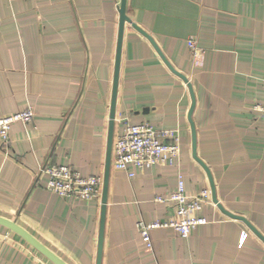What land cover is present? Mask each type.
<instances>
[{"label":"crops","instance_id":"obj_1","mask_svg":"<svg viewBox=\"0 0 264 264\" xmlns=\"http://www.w3.org/2000/svg\"><path fill=\"white\" fill-rule=\"evenodd\" d=\"M120 0H0V116L27 105L30 122H15L0 140V216L15 221L68 264H96L101 193L63 198L46 188L44 165H68L103 177ZM114 108L113 140L123 123L176 130L173 165L110 167L101 264H264V241L210 199L206 219L182 238L167 222L176 189H210L196 155L208 167L221 207L242 216L264 237V123L253 109L264 100V0H126ZM192 37L201 49L194 56ZM166 142L169 138L159 137ZM112 140V144H113ZM112 159V150H111ZM247 237L239 245L240 233ZM0 264H53L0 224Z\"/></svg>","mask_w":264,"mask_h":264},{"label":"built area","instance_id":"obj_2","mask_svg":"<svg viewBox=\"0 0 264 264\" xmlns=\"http://www.w3.org/2000/svg\"><path fill=\"white\" fill-rule=\"evenodd\" d=\"M187 45L194 56L201 52L194 39H187ZM253 109L258 113L264 123V100L254 104ZM33 109L27 105L25 108L4 116H0V140L3 144L8 142V133L13 123L26 124L33 118ZM169 138L162 142L159 137ZM179 136L176 130L156 131L149 123L129 124L123 123L122 131L113 140L111 165L115 169L124 170L128 176H133L130 166L143 168L155 164L173 165L179 156ZM48 179L46 188L63 198H77L88 200L98 197L101 193L102 177L97 175L82 176L79 171L68 165L49 164L41 168ZM211 191L203 188L195 194H187L184 188L182 171L177 170L176 189L166 196H157L158 202L173 204L175 215L167 222L152 221L136 223L139 234L146 247L151 249L150 230L156 227L168 226L174 229L182 238L188 237L190 231L206 219L198 212L205 204L210 202ZM212 200V199H211ZM247 237L246 231L240 233L239 245Z\"/></svg>","mask_w":264,"mask_h":264},{"label":"water","instance_id":"obj_3","mask_svg":"<svg viewBox=\"0 0 264 264\" xmlns=\"http://www.w3.org/2000/svg\"><path fill=\"white\" fill-rule=\"evenodd\" d=\"M118 12H119V21H118L116 55H115V64H114L110 112H109V121H108L106 157H105L104 173L102 177V187H101V212H100V225H99V234H98V243H97L96 264H101V256H102L104 217H105L106 196H107V189H108V176H109V171L111 167V150H112L113 128H114V108H115L116 92H117V85H118V74H119V66H120L122 37H123L125 23H131L129 17L126 14V0H120L119 6H118ZM133 26H135V28L152 43V45L157 50V52L159 53V55L161 56L165 64L168 66V68L186 83V86L188 88V91L191 97V105L188 111V120L190 123L191 134H192V156L202 166V168L206 172V175L209 181L210 191H211V199L213 203H215L216 206L219 207L224 214L230 217L242 220L258 237H260L264 241V237L248 221H246L245 218H243L242 216L230 213L228 211H225L216 200L214 183L212 181L210 171L208 167L206 166V164L196 155V133H195V126L191 118L192 111H193L194 104H195V99H194V94H193L192 85L190 81L187 79V77L184 74L177 71L167 61V59L158 49L154 40L151 38V36L148 33H146L143 29H141L140 27L134 24ZM0 224L5 226L9 230L15 232L16 234H18L23 240H25L28 244H30L33 248H35L38 252H40L43 256H45L53 264H68L62 258H60L56 253L50 250L46 245L40 242L34 235H32L22 226L17 224L15 221H12L8 218L0 216Z\"/></svg>","mask_w":264,"mask_h":264}]
</instances>
